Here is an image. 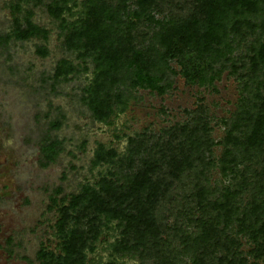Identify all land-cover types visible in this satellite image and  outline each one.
<instances>
[{
    "label": "rangeland",
    "instance_id": "374dc122",
    "mask_svg": "<svg viewBox=\"0 0 264 264\" xmlns=\"http://www.w3.org/2000/svg\"><path fill=\"white\" fill-rule=\"evenodd\" d=\"M48 1L0 0V36L12 34L8 41L0 43V264L35 263L41 246L58 254L59 238L54 228L58 208L50 196L57 200L68 198L82 184H93L103 177L116 188L126 184L140 161L150 159L168 140L167 129L190 124L200 106L208 130L194 139L210 145V149L204 147L205 159L197 163V172L190 176L184 173L187 189L181 183L175 184L173 198L161 207L169 233L168 239L166 234L161 239L171 250L176 264L192 263V239L200 231L191 220L202 214L187 192L194 190L189 180L201 175V186L207 189V205L218 207L224 201L226 188L239 192L231 198L232 216L217 219V229L224 230L237 243L233 245L238 252L237 260L244 258L245 264H264V236L253 237V230L264 221V149L258 136L264 130V64L253 74L249 60L253 48L264 42V28H245L242 34H231L225 55L208 72L213 78L223 71L221 77L204 85L188 84L177 60L167 64L160 60L164 51L160 36L167 27L182 20L179 5H175V0L174 3L156 0L138 18L135 48L150 57L151 74L163 75L159 84L170 86L161 94L134 86L136 67L131 61H124L115 73L118 81L107 88L114 98L111 115L108 122H98L83 99V88L94 69L91 57L86 53L81 58L77 51L66 47L65 30L60 21L49 15ZM137 2L71 0L64 17L69 24L80 22L96 6L105 16L103 28L114 36L127 34V29L117 25L112 17L130 19L139 9ZM15 18L19 19L21 29L25 28L27 18L45 28L47 38H14ZM245 18L258 25L263 23L264 2L256 14ZM38 47L46 48L48 54L42 56ZM63 59L73 64L74 71L66 78H55L56 65ZM233 66H237L234 72ZM118 93L126 104L124 110H120L122 103L115 99ZM241 96L247 105H241ZM229 132L233 141L230 143L226 141ZM53 140L60 142L59 152L54 161L46 163L41 146ZM185 140L186 135L181 138ZM99 144L106 150H114L116 156L94 165V151ZM227 148L231 151L228 157ZM231 158L234 162H229ZM227 163L233 170L228 169ZM259 205L261 209L255 210ZM214 215L215 212H208L206 216ZM256 215L261 216L260 221H256ZM89 218L82 220L83 227L88 228ZM103 221V216L96 221L101 234L93 243L95 250H85L88 264L157 263L145 250L147 242L137 250L114 252L112 244L124 238L126 223L119 225L117 220H112L106 227ZM68 224L66 231L77 226L73 219ZM258 244L263 250L259 259L253 252ZM225 254L229 258L233 256L220 250L216 257Z\"/></svg>",
    "mask_w": 264,
    "mask_h": 264
},
{
    "label": "trees",
    "instance_id": "16d2710c",
    "mask_svg": "<svg viewBox=\"0 0 264 264\" xmlns=\"http://www.w3.org/2000/svg\"><path fill=\"white\" fill-rule=\"evenodd\" d=\"M70 1L49 0L46 8L51 17L61 22L62 29L65 30L66 47L77 51L81 58L85 57L86 53L91 57L94 69L90 81L83 88V99L96 121L108 122L114 98L107 88L118 81L115 73L124 61H131L136 67L132 80L134 86L147 87L160 94L170 86L168 83L159 84L163 75L159 77L151 74L153 64L150 57L135 48L134 30L140 21L138 18L142 11L152 6L156 0H138L139 9L134 11L133 16L128 20L112 17L117 21V25H122L127 29V34H115V36L109 32L110 30L102 27L105 16L99 13L96 6L91 7L87 16L80 22L75 21L69 24L64 14L70 10L68 6ZM181 1L175 0V5H179L177 7L182 20L176 25L167 27L160 36L164 47L160 60L166 64L170 60H177L180 73L188 84L204 85L221 77L223 71H216L218 75L216 74L217 76L213 78L208 76V72L225 55L227 39L231 34H242L245 28L251 30L264 28V22L258 25L245 18L246 15L256 14L264 0ZM172 3H174L173 0ZM14 24L16 32L13 36L18 40L47 38L48 31L29 18L26 19L23 29L20 28L18 18L14 19ZM11 35L0 36V43L8 41ZM38 51L42 56L48 54V50L44 47H38ZM249 60L254 74L259 66L264 64V42L253 48V55L249 57ZM74 68L71 62L63 59L57 63L54 77L66 78L74 71ZM232 69V72L236 71L237 66H233ZM253 74L250 76L252 77ZM114 96L116 101L122 103L120 110H124L126 104L123 102V96L119 93ZM256 96L259 97L258 94ZM243 99L241 96V105H247ZM202 114L203 110L200 106L194 113L190 124L174 125L168 128V131L166 130L168 140L150 159L140 161V166L133 177L126 180V184L116 188L111 181L103 177L93 184H82L80 190L69 194L68 198L63 197L57 200L50 196L54 207L58 208L54 228L59 238L60 252L54 254L41 246L36 253V262L31 264H88L85 250L92 252L95 250L93 243L101 234L96 224L99 216H103V224L106 227L112 220H117L119 225L126 223L125 230H123L124 238L115 240L112 244L114 252L124 253L131 249L137 250L140 245L147 242L148 246L145 250L157 259L156 264H176L171 250L161 239L162 234H166V239H168L169 233L166 231L167 227L160 209L173 198L175 184L181 183L185 185L184 189H187L188 184L184 183L185 178L197 172V163L205 159L204 147L206 146L208 151L210 149V145L200 139H194L199 133H205L208 130L207 122L203 121ZM55 125L52 124L58 127L59 123ZM185 135L187 141H181ZM231 135L232 133L229 132L226 137L229 143L233 142ZM258 136L260 145L264 149V130L259 132ZM41 147L46 163H49L55 160L60 142L48 141ZM230 155L231 151L228 148L225 149V156ZM115 156L114 150H106L105 146L99 144L94 151L93 164L98 165ZM229 162H234L233 158L229 159ZM227 165L228 169L233 170L228 163ZM186 172L188 175L183 177ZM189 182L193 183L194 188L193 191L187 192L190 193L188 194L189 200L202 214V217L191 220L200 231L192 239L194 257L191 264H245L244 258L236 259L238 252L233 249V245L237 243L224 230L217 229V219L221 217L230 219L232 216L231 198L234 193L239 192L226 188L224 201L215 207L205 202L207 189L201 186V175ZM59 200L60 206L58 205ZM79 207L81 209L78 210ZM254 208L258 210L261 206ZM70 212H74L75 215ZM208 212H215L214 217L206 216ZM89 216H91L88 220L89 225L85 228L82 220ZM255 217L256 221L261 220L260 215ZM69 219L75 220L77 226L66 231L65 227L69 225ZM260 235L264 236V221L253 230L255 239ZM148 239L151 242H148ZM220 250L232 253L233 256L229 258L225 254L217 258L216 254ZM253 252L257 259L261 258L263 256L262 245L258 244Z\"/></svg>",
    "mask_w": 264,
    "mask_h": 264
}]
</instances>
